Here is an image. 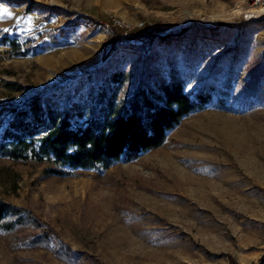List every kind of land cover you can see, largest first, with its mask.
I'll return each mask as SVG.
<instances>
[{
    "label": "rangeland",
    "instance_id": "374dc122",
    "mask_svg": "<svg viewBox=\"0 0 264 264\" xmlns=\"http://www.w3.org/2000/svg\"><path fill=\"white\" fill-rule=\"evenodd\" d=\"M247 7L244 0H0V39L7 32L22 52L11 56L0 43V85L20 87L0 86V104L50 94L82 110L84 121L95 105L90 92L121 73L118 101L127 97L146 54L161 69L174 62L186 91L216 66L217 84L230 77L233 96L252 68L264 67V20L246 23ZM77 21L74 37L40 49L46 31ZM194 26L221 29L209 36ZM111 29L123 39L108 53ZM152 31L167 37L149 45L124 39ZM95 68L94 82L86 71ZM228 102L190 115L161 147L107 170L58 176L48 160L0 156V199L31 211L73 255L65 261L50 247L20 245L33 232L18 229L0 232V264H264V105Z\"/></svg>",
    "mask_w": 264,
    "mask_h": 264
},
{
    "label": "trees",
    "instance_id": "16d2710c",
    "mask_svg": "<svg viewBox=\"0 0 264 264\" xmlns=\"http://www.w3.org/2000/svg\"><path fill=\"white\" fill-rule=\"evenodd\" d=\"M51 11L57 12L53 8ZM77 24L78 21L63 29L46 31L48 44L39 46L40 49H51L60 41L74 37L70 27ZM220 29L221 26L191 28L209 36H217ZM109 36L108 53L118 49L123 39L115 29H111ZM165 37L167 35L160 36L152 31L124 39L149 45ZM0 43L8 47L11 56L22 55L18 42L7 32L2 33ZM99 70L86 71L89 79L95 82ZM219 72L220 68L212 67L197 88L186 91L184 79L174 62H168L165 69H161L153 62V57L146 54L127 97L118 101L122 88L120 78L124 80V76L113 73L101 92L96 88L95 92H90L95 105L89 109L88 118L81 122L77 119L83 117L82 110L71 111L61 98L50 94L34 95L20 105L0 104V156L14 161L48 160L55 166L48 173L58 176L70 175L75 170H107L117 163L133 162L161 147L181 121L194 113L208 108L227 109L232 105L229 99L244 110L264 105L263 65L252 68L245 86L233 96L230 77L222 86L217 84ZM0 86L12 92L20 91V87L12 88L7 83ZM43 226L31 211L0 199V232L29 229L33 234L20 237V245L50 247L57 257L70 261L73 257L70 249L61 245L52 233L42 231Z\"/></svg>",
    "mask_w": 264,
    "mask_h": 264
},
{
    "label": "built area",
    "instance_id": "2783aa9c",
    "mask_svg": "<svg viewBox=\"0 0 264 264\" xmlns=\"http://www.w3.org/2000/svg\"><path fill=\"white\" fill-rule=\"evenodd\" d=\"M247 6L252 10L245 11L243 19L246 23H250L257 20H264V0H244ZM247 7V8H248ZM118 24V22H115ZM147 45L145 44L144 50H147Z\"/></svg>",
    "mask_w": 264,
    "mask_h": 264
},
{
    "label": "snow or ice",
    "instance_id": "6c2138e0",
    "mask_svg": "<svg viewBox=\"0 0 264 264\" xmlns=\"http://www.w3.org/2000/svg\"><path fill=\"white\" fill-rule=\"evenodd\" d=\"M4 11L7 13V9H5ZM8 14H10V13H8Z\"/></svg>",
    "mask_w": 264,
    "mask_h": 264
}]
</instances>
